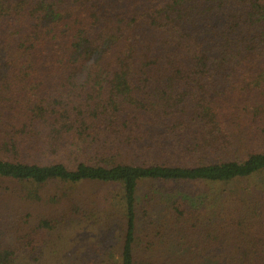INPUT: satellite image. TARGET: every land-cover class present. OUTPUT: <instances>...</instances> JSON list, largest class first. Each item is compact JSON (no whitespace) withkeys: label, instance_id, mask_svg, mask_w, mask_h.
I'll return each instance as SVG.
<instances>
[{"label":"trees","instance_id":"trees-1","mask_svg":"<svg viewBox=\"0 0 264 264\" xmlns=\"http://www.w3.org/2000/svg\"><path fill=\"white\" fill-rule=\"evenodd\" d=\"M262 176L264 0H0V264L110 209L117 264H264Z\"/></svg>","mask_w":264,"mask_h":264},{"label":"rangeland","instance_id":"rangeland-1","mask_svg":"<svg viewBox=\"0 0 264 264\" xmlns=\"http://www.w3.org/2000/svg\"><path fill=\"white\" fill-rule=\"evenodd\" d=\"M254 184H264V176L257 177L253 180ZM244 183L235 182L225 185L211 187L213 190H223L226 196L233 194V200H237L240 194V187H244ZM48 189L61 191L62 185L52 184ZM195 190L194 186L185 185H159L148 184L141 188L140 194L149 190L156 192L166 191L169 194H182L188 189ZM207 189V188H206ZM81 188L78 190L80 191ZM110 198L113 204V196L115 190L107 186L85 185L82 190V197L92 198L93 202H98L101 197ZM87 223L77 225L66 238L60 241V249L58 254L62 255L65 263L69 264H117L119 243L118 231L119 225L117 220L113 219V210L109 213L100 212L97 218L87 220ZM55 261V259H54Z\"/></svg>","mask_w":264,"mask_h":264}]
</instances>
